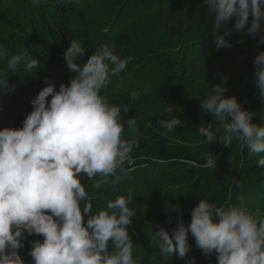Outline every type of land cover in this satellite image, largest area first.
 <instances>
[{
    "label": "trees",
    "instance_id": "trees-1",
    "mask_svg": "<svg viewBox=\"0 0 264 264\" xmlns=\"http://www.w3.org/2000/svg\"><path fill=\"white\" fill-rule=\"evenodd\" d=\"M234 20L225 29H231L226 39L233 47L218 49L204 0H0V71L8 73L13 55L41 62L33 72L24 62L15 72L9 70L8 85L0 88V129L22 127L44 87L54 84L58 90L76 75L64 58L73 39L86 49L78 64L104 44L114 45L121 58L129 59L102 90L112 104L122 107V138L138 142L124 164L127 175L116 185L112 177L99 175L85 177L82 183L94 213L117 196L133 193L130 207L137 216L129 234L137 264H191L190 258L195 264H216L215 254L203 255L191 236L188 257L159 253L154 230L164 227L171 232L181 215L173 210L177 207L186 224L199 199L217 205L243 202L264 216V166L258 165L264 154L251 153L236 141L229 147L219 141L209 145L197 130L212 120L201 111L200 101L222 82L226 95L237 96L242 107L255 113L253 122L264 124V99L254 76V59L264 45L247 27L232 28ZM134 92L139 93L135 99ZM123 107L129 111L123 112ZM173 116L183 124L163 134L159 122ZM132 117L135 132L126 124ZM215 127L219 125L214 122ZM208 151L216 155L215 168L201 166ZM34 240L43 237L26 234L19 250L26 264H34L29 255Z\"/></svg>",
    "mask_w": 264,
    "mask_h": 264
},
{
    "label": "clouds",
    "instance_id": "clouds-1",
    "mask_svg": "<svg viewBox=\"0 0 264 264\" xmlns=\"http://www.w3.org/2000/svg\"><path fill=\"white\" fill-rule=\"evenodd\" d=\"M204 6L213 20L218 49L233 47L226 39L231 29L225 30L233 18L232 28L247 27L248 34L264 45V0H204ZM85 51L73 39L64 58L76 75L58 90L54 84L44 87L32 101L22 127L0 129V264H26L19 252L26 234L43 237L31 242L34 264H137L129 234L137 216L130 207L133 193L117 196L107 202L106 209L94 213L82 183L85 177L92 180L99 175L105 180L112 177L116 185L127 175L124 164L138 142L122 138V107L112 104L102 90L111 83V76L127 67L129 59L121 58L114 45L104 44L86 63L78 64ZM21 62L28 72L41 66L33 56L13 55L8 73L0 71V88L8 85L9 70L15 72ZM254 65L255 85L264 99V51L256 55ZM226 92L223 82L216 84L200 101L201 111L212 120L199 126V135L209 145L219 141L229 147L236 141L251 153L264 154V124L254 123L255 113ZM138 95L132 93L133 99ZM128 111L123 107V112ZM214 122L219 127L214 129ZM159 123L163 134L183 124L177 116ZM126 124L136 131L134 117ZM258 165L264 166V155ZM201 166L215 168L216 155L208 151ZM95 186L100 187V182ZM173 210L181 213L176 226L171 232L161 227L153 235L164 257H188L191 236L203 255L215 254L216 264H264V216L259 210L243 202L217 205L199 199L191 210L190 224L184 222L182 209ZM190 259L195 264V258Z\"/></svg>",
    "mask_w": 264,
    "mask_h": 264
}]
</instances>
